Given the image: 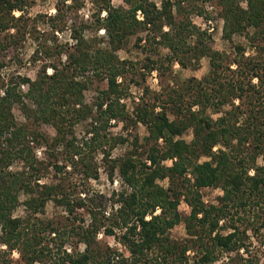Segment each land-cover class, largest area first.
I'll list each match as a JSON object with an SVG mask.
<instances>
[{"label": "trees", "instance_id": "16d2710c", "mask_svg": "<svg viewBox=\"0 0 264 264\" xmlns=\"http://www.w3.org/2000/svg\"><path fill=\"white\" fill-rule=\"evenodd\" d=\"M55 1L54 13L33 17L36 0H0V264H262L264 0H90L87 18L85 0ZM205 1L229 49L191 19H209ZM131 42L151 55L121 57ZM203 58L201 78L161 91L146 84L153 71L197 70ZM25 62L40 63L34 78L20 72ZM99 79L107 87L88 102ZM17 105L55 135L18 121ZM101 165L121 178L111 195L89 188ZM206 188L222 195L207 201ZM49 202L60 211L45 217ZM178 225L184 238L172 236Z\"/></svg>", "mask_w": 264, "mask_h": 264}, {"label": "rangeland", "instance_id": "374dc122", "mask_svg": "<svg viewBox=\"0 0 264 264\" xmlns=\"http://www.w3.org/2000/svg\"><path fill=\"white\" fill-rule=\"evenodd\" d=\"M157 1L158 4L159 0H154ZM55 0H36L34 7L31 9L30 14L34 17L37 14H52L55 12ZM113 3L116 6L123 5L124 1L123 0H113ZM204 6L208 9L209 11V19H207V16H201L197 12L191 14V19L196 23L199 27L202 29H206L212 34V43L213 46L217 49L225 50L229 49L230 43L226 41L223 38V20L219 16L218 13V8L216 4L211 3L210 1H205ZM241 4L243 6H246V0H241ZM93 11V4L90 0H85V5L79 10L80 15L84 16L87 18L92 14ZM139 18L141 19L142 16L139 13ZM44 25V24H43ZM42 24L40 25L41 28H44ZM168 27L166 26L165 29ZM101 36H104V31L101 30L99 32ZM66 37H68V32L66 33ZM235 40L238 42H245V39L241 36H236ZM141 44H145V41H142ZM35 48V43H33L31 40H29L24 49L22 50V53L24 55V59L28 61L30 58L33 50ZM162 53H166V49H161ZM118 54L121 57H129L131 59L137 60V59H146L147 56L151 55L150 53H146V51L141 50L138 46L134 45V42H131L126 48H123L118 51ZM154 57H156L154 55ZM23 65H25L23 68L20 69V72L22 74L28 75L32 78L35 77L37 73V69L40 65V63L37 64H30V62H25ZM11 67V66H10ZM12 68V67H11ZM209 70V60L207 58H203L201 60V65L197 70H193L192 68H183L179 64L174 65V72L173 73H164L163 76H159L157 71H153L148 77L146 84L150 85V87L153 90L161 91L165 90L170 86L176 85L179 81H184L188 79L191 76H195L198 78L203 77ZM48 71H51L49 69ZM10 72V68L8 67L2 69V73L7 75ZM107 87V81L106 80H95L90 84V88H88L85 91V97L88 102H93L98 94V91L101 89H104ZM141 90L139 88L134 87L133 92L135 95H138ZM14 115L16 119L20 122L27 123L32 129H38L42 131L43 133L54 136L55 135V129L52 125L49 124H42L35 122L32 119H28L26 113L23 112V110L20 108V106H15L14 109ZM87 122L80 123L76 127L77 135L79 137H82L87 129ZM139 131L141 133L145 132V128L143 126H140ZM112 131L114 133H120L123 131L122 129V124H116L113 128ZM192 131L188 130L183 134V137L187 140L190 141L192 139ZM127 149V145H119L117 148L113 151V157H117L120 155L122 152H124ZM41 148L38 149L37 153L39 156L43 155ZM101 157V156H99ZM168 164H171V161L167 162ZM99 178L95 179L92 178L90 183H89V188L92 191L95 192H101L106 195H111L114 190H118L121 187V178L119 174L115 176V181H111L109 176L107 175V172L105 168L101 165L100 172H99ZM50 174H48L49 176ZM47 178H44V180L48 181L51 177L49 176ZM204 192V198L207 201L215 202L217 201V198L222 195V190L221 189H215V188H206L203 189ZM180 210L184 214H188L190 212V208L186 203H182L180 206ZM60 211L59 208H57L53 202H49L46 208V213L43 215L45 217H50L55 213H58ZM24 212V207L21 205L17 211L16 214H22ZM172 236L174 238H184L186 236L185 228L184 225H178L172 230ZM108 240L114 244L115 240L113 237H109ZM260 250V255H261V263L264 264V246L259 248ZM19 254L17 252L14 253V257L17 258ZM36 264H43V263H36Z\"/></svg>", "mask_w": 264, "mask_h": 264}]
</instances>
